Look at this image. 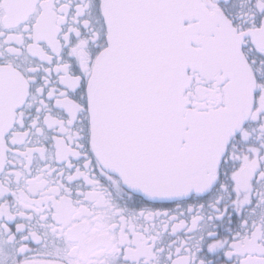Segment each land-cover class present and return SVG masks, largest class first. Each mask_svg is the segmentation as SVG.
<instances>
[{
	"label": "snow or ice",
	"instance_id": "6c2138e0",
	"mask_svg": "<svg viewBox=\"0 0 264 264\" xmlns=\"http://www.w3.org/2000/svg\"><path fill=\"white\" fill-rule=\"evenodd\" d=\"M0 264H264V0H0Z\"/></svg>",
	"mask_w": 264,
	"mask_h": 264
}]
</instances>
